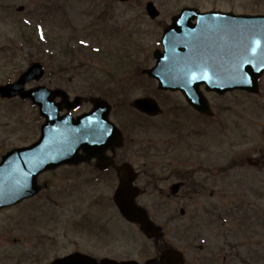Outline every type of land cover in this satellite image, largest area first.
Masks as SVG:
<instances>
[{
	"label": "rangeland",
	"instance_id": "obj_1",
	"mask_svg": "<svg viewBox=\"0 0 264 264\" xmlns=\"http://www.w3.org/2000/svg\"><path fill=\"white\" fill-rule=\"evenodd\" d=\"M148 1L160 10L156 19L146 12ZM21 6L22 11L18 10ZM185 6L264 14V0H0V84L14 82L32 62L39 61L45 75L28 82L26 88L42 84L62 87L71 97L83 96L85 100L73 115L90 110L88 99L96 96L111 103V120L127 138V131L132 134L130 124L159 122L160 128L136 133L151 154L147 158L139 155L138 162L177 161L189 169L195 163L194 181L199 182L210 177V167L218 172L229 162L221 175L207 181L201 197L179 205L165 203L158 211L153 209L152 215L159 223L171 221L166 239L185 252L187 264H199L195 258L207 251L194 249L196 235L202 236L199 242L211 240L218 253L225 249L224 254L239 255L246 264H264V165L255 170L231 168L237 158L245 163L248 157L264 159V78L258 94L206 93L214 117L200 119L180 93L159 90L155 79L141 73L154 66L153 52L162 49L164 27ZM37 26L40 30L36 32ZM82 41L86 50L80 46ZM145 96L161 104V116L146 118L131 106L134 99ZM122 101L115 109L114 103ZM172 121L180 123L176 132ZM42 122L31 101L0 99V159L7 150L38 138ZM179 131L187 136L185 143H176ZM125 151L124 146L119 148L118 161L128 160L131 151ZM85 168L79 185L64 180L59 169L40 175L43 188L37 197L0 211V264H48L75 249L95 256L125 253L136 259L154 252L149 242L128 232L125 227L133 226L115 213V188L95 185L90 180L92 168ZM243 172L250 173V178L244 175V182ZM178 206L186 209L180 232L171 219L180 215ZM191 210L196 212L193 219ZM96 226L111 227V239H96Z\"/></svg>",
	"mask_w": 264,
	"mask_h": 264
},
{
	"label": "water",
	"instance_id": "obj_2",
	"mask_svg": "<svg viewBox=\"0 0 264 264\" xmlns=\"http://www.w3.org/2000/svg\"><path fill=\"white\" fill-rule=\"evenodd\" d=\"M125 1V0H121ZM149 14L158 15L153 3L147 5ZM197 19V22H193ZM254 39H260V46L255 55L249 52L246 63L236 72V63L241 58L245 47H251ZM164 51L157 50L155 67L144 70L151 77L159 80V88L180 90L189 104L198 111L212 114L208 101L200 90L205 84L207 91L224 94L235 89L257 92L259 79L264 73L257 56L264 55V14L240 15L232 12L209 11L201 13L196 8H184L172 18V25L167 27L162 39ZM192 61L207 66L208 79L194 81L186 74ZM44 74L40 64H33L14 84L1 86L2 96L29 97L40 108V114L46 118L42 125V135L32 146L9 151L0 163V208L15 204L39 191L36 184L38 174L63 163H76L79 149L87 155L101 156L107 148L106 141L113 138L115 143L121 139L120 132L109 119L110 105L100 98H91L94 108L77 118L70 113L59 116L62 105L67 109L77 107L81 97L69 101L68 95L61 89L50 90L38 86L24 90L30 80H39ZM202 72H197L202 77ZM62 102L56 103V97ZM134 106L148 114H158L161 109L152 98H140ZM85 158V157H84ZM125 171V168H124ZM119 186L115 193V202L122 215L141 225L148 235L159 232L146 216V213L134 204L131 179L125 174L119 175ZM182 256L174 250H166L160 264H181ZM51 264H141L136 260L117 261L105 258L101 261L82 254L73 253L54 260Z\"/></svg>",
	"mask_w": 264,
	"mask_h": 264
},
{
	"label": "flooded vegetation",
	"instance_id": "obj_3",
	"mask_svg": "<svg viewBox=\"0 0 264 264\" xmlns=\"http://www.w3.org/2000/svg\"><path fill=\"white\" fill-rule=\"evenodd\" d=\"M183 100L185 101L184 97ZM185 105L187 107H190L186 101ZM180 109V108H177ZM179 114V113H178ZM178 114H175L177 117ZM161 116V115H159ZM156 116V117H159ZM200 117L210 119L213 117L212 116H205V115H199ZM141 117V116H140ZM143 117L146 118H156V117H151L147 115H143ZM148 125H143L147 123H140V122H134V124H130L129 127L132 130V134H130L129 127L127 126V131L128 138L126 137L125 134H123L122 130V145L118 146L115 144L113 138H109L108 141L105 143L107 144V148L105 149V159H102L98 156L96 158H90L87 161H82V162H77L73 163L67 166H62L59 169L62 172V176L64 180L67 181H72L74 184L79 185L81 182L80 177L82 173H86L88 169L85 168V166H90L93 170L92 177L90 180L96 185V184H109V186L114 187L116 189L119 179H118V174H119V167L124 166L125 168H128V175L131 177L132 180V185L134 186L135 190V202L141 206L142 208L146 209L148 212V215L151 217L153 222L156 223L157 227L160 230L159 235L157 236H148L145 234L140 225L136 223H132L125 219L122 215L121 218L126 223L127 225H132L133 228H130L129 226H126L125 229L127 228L131 234H134L135 238L140 237L143 240H146L151 244L153 247L154 252H151L149 257L146 256L147 253L144 255L140 256L139 258H133L129 257L128 254L125 253H120L119 255H115L111 251L109 253H105L101 256L89 254L86 252V254L92 255L96 257L98 260H102L103 258H112L116 260H128V259H136L142 263H152V264H158L160 256L162 252L165 249H178L182 251V253L185 255V252L179 248L178 246H174L172 243H170V240L166 239V232H168V229H170L169 224L171 223L170 220L164 221L162 223H159L157 220H155L154 216L152 215V210L158 209L162 206H164L165 203L168 202H174L176 204L180 203H185V201L193 200L196 197H201L203 193H206L207 186L206 183L207 181L211 180L212 177H217L222 174V172L228 168L226 164V167H222L220 171L218 172H212V168L210 167V172L208 175L210 176L209 178H205L204 181H194L195 173H196V166L195 163H192V168H186L185 166H182L180 163H177V161L173 162H151V161H140L138 162L136 159L140 155L141 157H149L151 154L150 152L147 151V147L145 145H142V141L139 138L138 141V136L136 133L142 132V131H147L149 128H160L159 122H156L152 120ZM205 123L206 120L204 119ZM173 128L176 132L180 125L179 122H173ZM178 136L175 138L176 143L181 142L185 143V141L188 139L186 138L187 136L182 134L180 131L177 134ZM193 135V132L190 133V136ZM193 137V136H192ZM149 142V141H147ZM145 143V142H144ZM196 144V143H195ZM178 145V144H177ZM125 147L126 151L127 148L131 151L129 154L128 152V160L127 161H118V150L121 147ZM191 146V145H190ZM192 147V146H191ZM193 147H196L194 145ZM125 151V153H126ZM259 165H264V159L263 157H248L246 163L241 162L240 158H237L236 160L233 161V165L231 164V168L238 167V166H247L248 168H251L255 170ZM68 168V169H65ZM247 174L248 178H250V173L248 172H243L240 174V178L242 182H244V175ZM212 181V180H211ZM213 189L210 190V195L213 194ZM152 200L151 202L154 203H147V200ZM94 203H96V195L94 198ZM115 207V206H113ZM179 207V212L180 215H172L171 219L175 224V230L179 229V232L181 231L182 227V222H180V219L182 217H185L186 215V209L185 206H178ZM154 211V210H153ZM115 213H119L117 209L115 210ZM199 213V211H197ZM190 215H192V219L196 215V212L191 210ZM193 223V220H191ZM79 226V225H78ZM95 226H86L85 229H91L94 228ZM84 230V229H80ZM113 230L111 227L107 226H96V239L101 238L103 240L108 241L110 237V234L113 233ZM226 233V232H225ZM233 234V233H232ZM109 236V238H108ZM226 237H229L228 234L225 235ZM210 238V237H209ZM212 238V237H211ZM195 242L192 243L194 244V249L195 250H202L205 249L207 250L205 255L202 257H196L195 259L198 260L199 264H234L236 260H238L239 264H242V258L238 257L235 258L234 254H224V250H222V253H218V249L216 248L215 251L212 247V242L211 240L208 242H199V240L202 239V236H195ZM227 241L229 239H226ZM231 247V244H227L226 247ZM74 252H82L81 249H75L74 251L68 253H74ZM196 254L200 253L195 251ZM66 254V255H68ZM65 256V255H63ZM183 264H187L184 262Z\"/></svg>",
	"mask_w": 264,
	"mask_h": 264
},
{
	"label": "snow or ice",
	"instance_id": "obj_4",
	"mask_svg": "<svg viewBox=\"0 0 264 264\" xmlns=\"http://www.w3.org/2000/svg\"><path fill=\"white\" fill-rule=\"evenodd\" d=\"M43 38V37H41ZM83 43V41L81 42ZM260 39H254L252 42L251 47H245L243 49V52L241 53V58L238 60L236 63V72L239 73V70L242 68V66L246 63H250L251 61L247 58V54L251 52V54L255 55L257 53V48L260 46ZM261 66H264V55L257 56L256 57ZM197 72H202L203 75L202 77L197 76ZM191 81H194L198 78H203V79H208V71H207V66L202 65L200 62L197 61H192L190 66L187 68V73H186Z\"/></svg>",
	"mask_w": 264,
	"mask_h": 264
}]
</instances>
